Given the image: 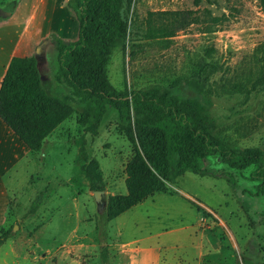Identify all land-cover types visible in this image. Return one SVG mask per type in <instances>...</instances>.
Wrapping results in <instances>:
<instances>
[{"label":"rangeland","instance_id":"rangeland-1","mask_svg":"<svg viewBox=\"0 0 264 264\" xmlns=\"http://www.w3.org/2000/svg\"><path fill=\"white\" fill-rule=\"evenodd\" d=\"M79 1L0 0V10L11 14L0 17L8 26L0 36L14 39L18 32V54L34 55L48 87L71 100H77L73 90L56 80L57 50L50 35L65 44L76 39ZM182 10L196 11L200 22L170 39H143L148 13ZM122 15L128 38L112 50L107 67L118 90L172 93V84L188 79L202 59L213 68L210 83L218 93L231 85L249 88L264 72V9L258 0H201L198 6L194 0H127ZM178 97L195 103L213 134L232 148L264 151V88L247 100L243 93L204 95L191 88ZM80 111L76 108L40 152L27 151L2 175L9 197L0 204V237L3 231L9 236L0 245V264H101L100 234L110 264H264V196L249 180L253 168L230 169L218 156L204 161L214 176L185 173L168 192L105 222L107 197L126 194L125 165L133 148L117 129L114 108H106L96 136L79 124ZM2 127V134L9 132L26 149ZM4 146L0 139V149ZM90 160L102 171L101 203L80 175ZM45 188L44 204L25 217Z\"/></svg>","mask_w":264,"mask_h":264},{"label":"trees","instance_id":"trees-1","mask_svg":"<svg viewBox=\"0 0 264 264\" xmlns=\"http://www.w3.org/2000/svg\"><path fill=\"white\" fill-rule=\"evenodd\" d=\"M126 1L80 0L76 39L65 44L56 34L50 35L57 50L56 80L71 88L77 100L48 87L34 55L12 57L0 84V121L24 148L37 153L76 108H81L79 124L87 126V132L93 136L98 133L106 108H114L117 129L132 146L133 155L125 165L126 194L107 197L105 222L115 220L155 194L168 192L185 173L214 176L204 168L205 159L213 156H218L230 169L253 168L249 180L257 183V193L264 196V151L232 148L213 134V125L195 103L178 97L191 88L204 95L243 93L247 100L250 93L264 88V72L249 88L231 85L218 93L210 83L213 68L202 59L188 79L172 84V93L160 89H116L108 78L107 67L112 50L124 47L128 38V24L122 15ZM258 2L264 9V0ZM200 3L201 0H194L195 6ZM198 22L200 19L192 10L151 12L142 37L147 41L170 39ZM80 173L91 192L105 191L96 160L85 163ZM228 182L234 189L231 175ZM45 193L46 188L31 203L25 217L40 209L47 199ZM8 236L9 231L2 232L0 245ZM99 236L101 264H110L108 248Z\"/></svg>","mask_w":264,"mask_h":264},{"label":"crops","instance_id":"crops-1","mask_svg":"<svg viewBox=\"0 0 264 264\" xmlns=\"http://www.w3.org/2000/svg\"><path fill=\"white\" fill-rule=\"evenodd\" d=\"M6 28H8L7 25L0 24V30H4ZM36 40L37 38L34 37L33 44H36L35 43ZM20 41L21 38L18 35V32L16 38L14 39L11 36H9L8 38H6L5 36L4 37L0 36V84L12 57L32 56V54L31 55L18 54ZM2 125L3 123L0 121V127H1L0 139H1V143L5 144L4 148L2 150L0 149V154H2V156L0 157V204L5 203V201H7L9 197L7 195V192L5 190L2 181V175L4 174V172H7L13 165L19 162L21 157L25 156L27 154V151H29L28 149L21 150L19 144L12 141L9 132L5 131L2 134L3 131ZM7 133H9V136H7ZM19 153L23 155H19ZM122 215L117 217L116 220L120 218Z\"/></svg>","mask_w":264,"mask_h":264},{"label":"water","instance_id":"water-1","mask_svg":"<svg viewBox=\"0 0 264 264\" xmlns=\"http://www.w3.org/2000/svg\"><path fill=\"white\" fill-rule=\"evenodd\" d=\"M10 15H11V14H10L9 12H4V11H1V10H0V17L4 18V17H9ZM93 194H94V196H95L96 201H97L98 203H101V202L99 201V195H102L103 192H93ZM104 203H105V201H104ZM105 204H106V203H105Z\"/></svg>","mask_w":264,"mask_h":264}]
</instances>
